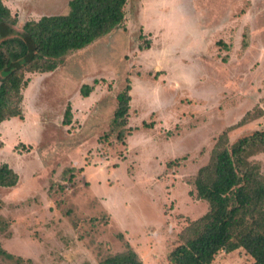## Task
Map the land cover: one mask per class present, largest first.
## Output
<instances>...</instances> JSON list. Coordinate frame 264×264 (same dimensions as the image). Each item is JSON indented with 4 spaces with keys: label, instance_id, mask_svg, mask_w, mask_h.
<instances>
[{
    "label": "rangeland",
    "instance_id": "rangeland-1",
    "mask_svg": "<svg viewBox=\"0 0 264 264\" xmlns=\"http://www.w3.org/2000/svg\"><path fill=\"white\" fill-rule=\"evenodd\" d=\"M69 1L4 0L19 29L66 13ZM125 9L120 27L54 71L28 74L23 117L0 123V164L20 176L0 187L10 222L0 247L24 259L0 264H100L124 249L120 234L145 264H171L182 229L208 210L198 169L220 133L258 112L264 0H127ZM128 83L131 130L120 140L114 112ZM235 127L231 141L263 129L264 115ZM255 158L264 173V153ZM213 264L253 258L239 248Z\"/></svg>",
    "mask_w": 264,
    "mask_h": 264
},
{
    "label": "trees",
    "instance_id": "trees-1",
    "mask_svg": "<svg viewBox=\"0 0 264 264\" xmlns=\"http://www.w3.org/2000/svg\"><path fill=\"white\" fill-rule=\"evenodd\" d=\"M127 0H70L63 14L43 15L26 21L19 29L18 17L0 0V123L23 117V91L28 74L54 71L70 52L83 49L120 27L126 17ZM92 86H83L88 96ZM131 86L117 95L114 129L122 140L130 126ZM257 113L248 111L235 125L217 137L211 155L194 178L196 196L208 204L207 212L190 220L179 242L168 255L171 264H213L220 251L243 248L253 264H264V173L255 158L264 153V128L241 134L233 141L235 126L264 115V97ZM66 110L65 123H69ZM18 172L0 164V187H15ZM10 227L0 214V233ZM124 249L106 255L100 264H145L120 234ZM22 262L0 247V258ZM31 261V260H27Z\"/></svg>",
    "mask_w": 264,
    "mask_h": 264
}]
</instances>
